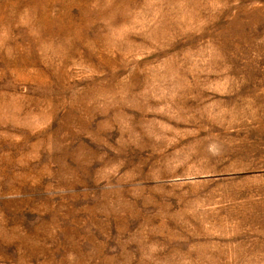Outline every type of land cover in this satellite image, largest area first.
Segmentation results:
<instances>
[{
  "label": "rangeland",
  "instance_id": "rangeland-1",
  "mask_svg": "<svg viewBox=\"0 0 264 264\" xmlns=\"http://www.w3.org/2000/svg\"><path fill=\"white\" fill-rule=\"evenodd\" d=\"M0 264H264V0H0Z\"/></svg>",
  "mask_w": 264,
  "mask_h": 264
}]
</instances>
